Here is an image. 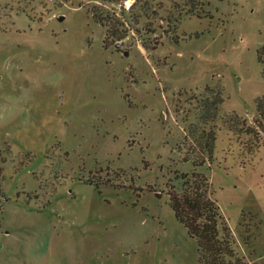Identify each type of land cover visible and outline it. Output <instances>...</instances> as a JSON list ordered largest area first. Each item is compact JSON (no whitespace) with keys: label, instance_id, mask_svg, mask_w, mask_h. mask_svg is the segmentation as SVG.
Listing matches in <instances>:
<instances>
[{"label":"rangeland","instance_id":"1","mask_svg":"<svg viewBox=\"0 0 264 264\" xmlns=\"http://www.w3.org/2000/svg\"><path fill=\"white\" fill-rule=\"evenodd\" d=\"M263 47L264 0H0V264H200L194 163L264 264Z\"/></svg>","mask_w":264,"mask_h":264},{"label":"trees","instance_id":"2","mask_svg":"<svg viewBox=\"0 0 264 264\" xmlns=\"http://www.w3.org/2000/svg\"><path fill=\"white\" fill-rule=\"evenodd\" d=\"M117 37L115 33L107 35ZM257 59L263 68L264 47L257 53ZM257 114L264 120V97L257 101ZM213 140L206 145L207 153H211ZM201 167L194 163V168ZM194 171L181 177L182 192H172L169 196V206L187 232L194 238L198 246L200 264H245L243 258L235 251V241L229 226L220 213L217 202L212 199L211 184L207 177Z\"/></svg>","mask_w":264,"mask_h":264}]
</instances>
